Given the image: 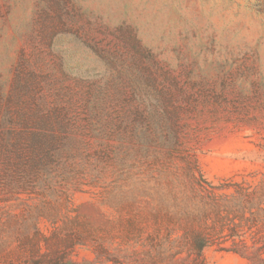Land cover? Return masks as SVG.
I'll list each match as a JSON object with an SVG mask.
<instances>
[{
    "label": "rangeland",
    "instance_id": "obj_1",
    "mask_svg": "<svg viewBox=\"0 0 264 264\" xmlns=\"http://www.w3.org/2000/svg\"><path fill=\"white\" fill-rule=\"evenodd\" d=\"M37 259L264 264V0H0V264Z\"/></svg>",
    "mask_w": 264,
    "mask_h": 264
},
{
    "label": "trees",
    "instance_id": "obj_2",
    "mask_svg": "<svg viewBox=\"0 0 264 264\" xmlns=\"http://www.w3.org/2000/svg\"><path fill=\"white\" fill-rule=\"evenodd\" d=\"M30 215L31 213L28 212ZM212 245L211 241H207L206 239H203V241H196V247L198 249L199 255L202 257V251L206 246ZM41 259L34 260L33 263H28V264H42ZM55 261H51V264H67L63 261H59L58 259H54Z\"/></svg>",
    "mask_w": 264,
    "mask_h": 264
}]
</instances>
